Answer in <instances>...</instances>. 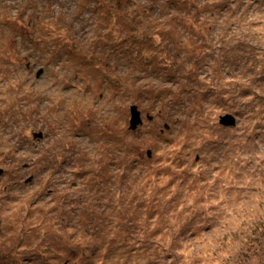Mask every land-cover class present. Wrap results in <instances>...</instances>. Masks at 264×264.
Wrapping results in <instances>:
<instances>
[{"label":"rangeland","instance_id":"obj_1","mask_svg":"<svg viewBox=\"0 0 264 264\" xmlns=\"http://www.w3.org/2000/svg\"><path fill=\"white\" fill-rule=\"evenodd\" d=\"M2 42L18 72L1 53L0 264H264V0H0ZM84 132L109 148L107 169L51 149ZM80 202L103 218L90 238L84 220L60 225ZM134 217L152 239L123 254ZM70 235L74 251L120 253L72 261Z\"/></svg>","mask_w":264,"mask_h":264},{"label":"trees","instance_id":"obj_2","mask_svg":"<svg viewBox=\"0 0 264 264\" xmlns=\"http://www.w3.org/2000/svg\"><path fill=\"white\" fill-rule=\"evenodd\" d=\"M9 44H10V42H8V44L2 42V51H0V54L3 53L4 51H6V55H5L4 58H2L1 63H2V66L6 67V68L10 65L11 67H13V72L16 73V72H18V64H17L16 61H10V59H9V57L7 55V52H9V51L12 50L9 47ZM22 44H24V43H22ZM10 57L13 59L14 58V54L10 53ZM17 57L19 58L18 54H17ZM186 80H188V79H186L185 77H181L179 82L186 81ZM93 128L94 127H93L92 123L88 120L84 124V128L83 129L88 130V131L91 132V130ZM90 132H84V134H83L85 136V138L88 140V141H85V143H83V142L78 143V142L74 141L72 139V137H69L67 135V133H63L60 136L61 137V140L67 142L68 145L67 146L66 145H63V144H65V142L62 143L60 140H57L56 143H54V145H52L51 149L52 148L53 149H55V148H58V149H62V148H66V149L74 148L77 151L78 150H83V157L81 159L83 166L89 167V170H92V167L91 166H95L94 164H96V165L99 166V164H101V166L103 168L107 169L106 167H108V161L106 160V158L109 155H107L106 151L109 148H105L103 145H97L95 143H92L91 142V138L96 137V136L94 135V132H92V134ZM78 135H79V133H78ZM99 139H100V135L95 138V141L98 143L99 142ZM98 146H100V152H101V156L102 157L101 158L100 157H97L98 159L95 158L93 161H91L90 156L94 155L95 152H98L99 151L97 149ZM124 146H127V145L124 144ZM124 146L120 144V145L114 147L112 149V151L115 150V152H116L117 149H121L123 151H126L125 149L128 148V147H125L124 148ZM114 158H117V156L115 155ZM100 160L107 161V162L106 163H102ZM90 162H91V164H89ZM104 174L105 173L101 169L98 178L103 177ZM121 199L122 198H118L117 197V200L118 201H121ZM26 201H28V200L26 199ZM78 204L81 205V209H82L81 216L78 217V218L71 217L68 220H65L64 218L62 220L60 219L61 228H63V229L72 228L73 225H77L82 220H84V222H86L88 224H92V227H93V232L90 233V234H88L87 237H89V238L90 237H93L95 235V233H96L95 230L98 227L97 224H93V222H95V221H97L99 219H103V218H100V216H98L96 214L95 210H92V209L91 210L89 209L88 211L84 212L83 211V203L80 202ZM126 210H127V212H129L128 207H126ZM153 212H154V210L152 208V209L148 210V213H146L147 214L146 220L149 221V223H148L149 226L148 227L149 228L152 227V230L151 231H154V224H156V225L159 224V223H156L157 220H155L153 218V216H154V213ZM50 219H52V218H50ZM137 219H138L137 217H134V218L130 219V221L129 220L128 221H125V228H123V233L121 234V239H120V245L122 247V251H123V249H126V247H129V246H126V245H128L127 242H130V243L132 242V243H134V245H135V243L139 245L141 242L144 241V237L145 236H147L145 238V241H150L152 239L153 232L145 231L143 233H140L139 235H135V232L130 231L131 226H132V222L137 221ZM37 220L39 221V223L37 222L38 226L33 225V227H31V230L32 229H36V228H38L39 230L45 229V228H42V229L39 228L40 222L43 223L45 220L43 219L42 221H40L41 220V217L39 219H37ZM75 223H77V224H75ZM90 230H92V229H90ZM156 230H157V228H156ZM9 232H10V234L13 233L12 231H9ZM102 236L106 238V234H104ZM30 237L32 238V236H30ZM72 241L73 240L71 239V235L70 236H66L64 238V241H63L62 246H61L62 255L63 254L70 255V258L72 259V261H74V259L79 258V257H82V258H85V259H90V260H96V261H98L100 258H103L104 257V254L106 255L105 257L107 258V257H109L110 254L116 255V254H119L120 253V252L118 253V251H116V247H113L114 251L113 250H109V246H110V244L112 242H110L107 246H104L103 247L104 249L107 248L106 251H102V247H101V250H100V247H98L97 245L90 244V243L89 244H85L84 241H82V240H77L75 242L76 246L79 248V251H74V250L70 249V246H72ZM103 245H104V243L101 244V246H103ZM138 245L136 246V248H139ZM30 246L31 245H30V243L27 240H19V244H18V247L19 248L25 249V248H28ZM155 250H156V252L158 251L157 249H155ZM127 253L130 254L131 253V250H129L128 252H124L123 251V254H127ZM138 260H139V258L137 257V258L133 259L132 262L129 263V264H139L138 263ZM68 261H70V260H68ZM122 261H123V264H125V260L122 259ZM146 262L148 263L147 260H146ZM148 264H151V262H149Z\"/></svg>","mask_w":264,"mask_h":264},{"label":"water","instance_id":"obj_3","mask_svg":"<svg viewBox=\"0 0 264 264\" xmlns=\"http://www.w3.org/2000/svg\"><path fill=\"white\" fill-rule=\"evenodd\" d=\"M130 112L131 118L129 122V129L135 131L142 124L141 113L136 105H133L130 108ZM220 125L225 127H233L235 125V119L230 115H226L220 118Z\"/></svg>","mask_w":264,"mask_h":264},{"label":"bare ground","instance_id":"obj_4","mask_svg":"<svg viewBox=\"0 0 264 264\" xmlns=\"http://www.w3.org/2000/svg\"><path fill=\"white\" fill-rule=\"evenodd\" d=\"M104 256H106V255L104 254Z\"/></svg>","mask_w":264,"mask_h":264}]
</instances>
